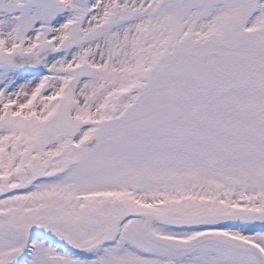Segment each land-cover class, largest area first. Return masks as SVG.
<instances>
[{"label": "snow or ice", "instance_id": "snow-or-ice-1", "mask_svg": "<svg viewBox=\"0 0 264 264\" xmlns=\"http://www.w3.org/2000/svg\"><path fill=\"white\" fill-rule=\"evenodd\" d=\"M0 264H264V0H0Z\"/></svg>", "mask_w": 264, "mask_h": 264}]
</instances>
